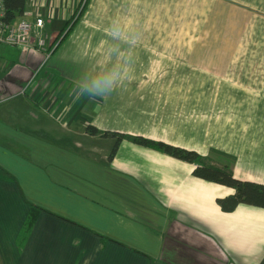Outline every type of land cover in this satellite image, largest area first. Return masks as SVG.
<instances>
[{
	"label": "crops",
	"instance_id": "obj_1",
	"mask_svg": "<svg viewBox=\"0 0 264 264\" xmlns=\"http://www.w3.org/2000/svg\"><path fill=\"white\" fill-rule=\"evenodd\" d=\"M37 18L48 46L64 31L47 59L0 44V264H264L263 207L223 211L234 190L195 164L127 139L110 159L86 130L264 184V0H26L15 21ZM107 72L110 95L79 96Z\"/></svg>",
	"mask_w": 264,
	"mask_h": 264
},
{
	"label": "trees",
	"instance_id": "obj_2",
	"mask_svg": "<svg viewBox=\"0 0 264 264\" xmlns=\"http://www.w3.org/2000/svg\"><path fill=\"white\" fill-rule=\"evenodd\" d=\"M5 7V20L12 22L15 21L17 16H20L24 13L26 0H5ZM82 11L83 7L82 10L77 11L74 17L69 21V27L72 26V23H74L79 17L78 13ZM63 32H61V34L56 37L53 45H58ZM86 130L91 134L102 133L104 136H110L116 139L109 155L110 159H112L116 154L120 142L123 139H127L138 145L153 148L177 159L195 164L196 167L193 171V174L196 177L212 183L223 185L234 190L233 194L217 198V203L220 205L223 211L232 212L241 203L264 208V184L237 179L234 176L232 169L228 165L221 167L212 164L206 156L201 155L195 150H190L162 140H155L142 135H130L114 131L101 132L98 128L92 125H89Z\"/></svg>",
	"mask_w": 264,
	"mask_h": 264
},
{
	"label": "built area",
	"instance_id": "obj_3",
	"mask_svg": "<svg viewBox=\"0 0 264 264\" xmlns=\"http://www.w3.org/2000/svg\"><path fill=\"white\" fill-rule=\"evenodd\" d=\"M5 14V0H0V44L38 50L44 53L45 59L52 54L56 45H53L54 41L47 45L49 35L42 31L45 24L42 18H37L35 22L28 19L8 22Z\"/></svg>",
	"mask_w": 264,
	"mask_h": 264
},
{
	"label": "clouds",
	"instance_id": "obj_4",
	"mask_svg": "<svg viewBox=\"0 0 264 264\" xmlns=\"http://www.w3.org/2000/svg\"><path fill=\"white\" fill-rule=\"evenodd\" d=\"M110 35L114 39L123 38V33L118 27L112 28ZM118 86V74L116 72L99 74L91 78L82 79L78 85L79 96L87 95V97L93 99L96 97L104 98L110 95Z\"/></svg>",
	"mask_w": 264,
	"mask_h": 264
},
{
	"label": "rangeland",
	"instance_id": "obj_5",
	"mask_svg": "<svg viewBox=\"0 0 264 264\" xmlns=\"http://www.w3.org/2000/svg\"><path fill=\"white\" fill-rule=\"evenodd\" d=\"M212 160H214V158H211ZM211 159H209V161H211Z\"/></svg>",
	"mask_w": 264,
	"mask_h": 264
}]
</instances>
